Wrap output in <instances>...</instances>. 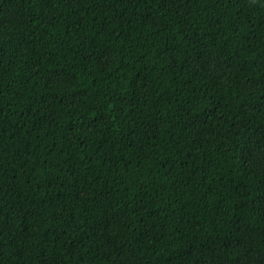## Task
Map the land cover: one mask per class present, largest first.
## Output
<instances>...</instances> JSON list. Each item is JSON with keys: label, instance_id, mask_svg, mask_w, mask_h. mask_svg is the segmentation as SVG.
Instances as JSON below:
<instances>
[{"label": "trees", "instance_id": "16d2710c", "mask_svg": "<svg viewBox=\"0 0 264 264\" xmlns=\"http://www.w3.org/2000/svg\"><path fill=\"white\" fill-rule=\"evenodd\" d=\"M0 264H264V0H0Z\"/></svg>", "mask_w": 264, "mask_h": 264}]
</instances>
